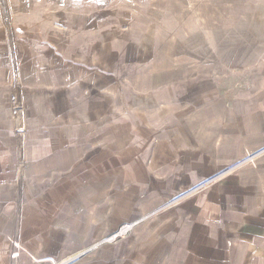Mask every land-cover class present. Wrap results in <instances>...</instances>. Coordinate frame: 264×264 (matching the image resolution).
I'll use <instances>...</instances> for the list:
<instances>
[{
	"label": "crops",
	"instance_id": "obj_1",
	"mask_svg": "<svg viewBox=\"0 0 264 264\" xmlns=\"http://www.w3.org/2000/svg\"><path fill=\"white\" fill-rule=\"evenodd\" d=\"M255 82L206 116L202 147L183 125L174 147L151 149L114 137L74 144L68 129H50L73 122L56 112L57 94L28 89L17 178L9 105L0 115V264L16 241L17 264H62L88 249L74 264H264V81Z\"/></svg>",
	"mask_w": 264,
	"mask_h": 264
},
{
	"label": "rangeland",
	"instance_id": "obj_2",
	"mask_svg": "<svg viewBox=\"0 0 264 264\" xmlns=\"http://www.w3.org/2000/svg\"><path fill=\"white\" fill-rule=\"evenodd\" d=\"M4 2L0 115L8 108L12 59L18 67L12 80L23 87L26 105L33 97L28 89L56 93L63 105L56 112L73 122L50 123V129H68V138L80 146L90 137L100 145L114 137L117 146L172 148L170 133L186 125L182 131L189 129L202 147L206 116L222 103L231 107L237 92L256 87V78L264 81V0ZM7 40L13 43L9 53ZM20 120L23 128L29 124L26 114ZM11 122L17 178L23 153L18 121ZM179 142L186 146L185 138Z\"/></svg>",
	"mask_w": 264,
	"mask_h": 264
},
{
	"label": "built area",
	"instance_id": "obj_3",
	"mask_svg": "<svg viewBox=\"0 0 264 264\" xmlns=\"http://www.w3.org/2000/svg\"><path fill=\"white\" fill-rule=\"evenodd\" d=\"M1 2H3V5L5 7V2L4 0H1ZM8 43V53L11 52V49L13 47V43L10 45V42L7 40ZM10 57V56H9ZM13 68L18 69L16 64L12 63V59L10 60V69H9V75H10V80H9V96H8V105H9V115L11 117V119L14 120H19L23 117L24 112H25V100H24V94H23V87L19 84L14 83V81L12 80V75L17 74V70ZM21 81V80H19ZM18 130V129H17ZM20 173V169H19V163H18V168H17V177ZM17 180V179H16ZM16 189L17 192L19 194V186L16 182ZM133 224L131 225H123L121 226L118 230H116L113 234H111L110 236H108L104 242H112L115 239L122 237L124 235H126L131 229H132ZM15 246L16 243L14 242L13 244V249L11 252V260H10V264H14V259H15ZM17 251H19V248L17 246ZM86 252H82L81 254H78V257L83 256ZM75 259V258H74ZM73 259H71L70 261H72ZM69 261V262H70ZM68 262H64L62 264H67Z\"/></svg>",
	"mask_w": 264,
	"mask_h": 264
},
{
	"label": "bare ground",
	"instance_id": "obj_4",
	"mask_svg": "<svg viewBox=\"0 0 264 264\" xmlns=\"http://www.w3.org/2000/svg\"><path fill=\"white\" fill-rule=\"evenodd\" d=\"M15 240H17V239H15ZM17 246L18 245H17V241H16V246H15V259L19 256V251H17Z\"/></svg>",
	"mask_w": 264,
	"mask_h": 264
}]
</instances>
